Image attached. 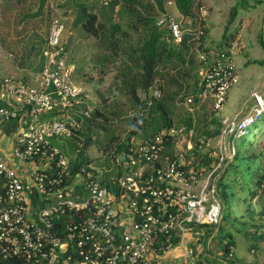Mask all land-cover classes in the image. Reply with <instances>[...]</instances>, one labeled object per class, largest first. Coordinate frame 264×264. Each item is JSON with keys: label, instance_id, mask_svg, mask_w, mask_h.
<instances>
[{"label": "built area", "instance_id": "1", "mask_svg": "<svg viewBox=\"0 0 264 264\" xmlns=\"http://www.w3.org/2000/svg\"><path fill=\"white\" fill-rule=\"evenodd\" d=\"M167 6L156 22L162 39L172 46L186 38L195 42L192 51L202 81L197 97H212L215 111L221 110L238 82V39L214 56L203 50L207 8L202 5L199 15H183L171 11L176 7L172 0ZM66 39L64 22L52 13L43 66L34 77L38 86L14 78L1 83L0 261L166 264L163 254L180 246L189 264H203L196 250L186 247L185 235L197 226L219 228L222 223L218 181L237 154V125L227 124L219 136L209 138L196 131L193 119L192 127L133 135L123 150L93 154V136L85 130L96 103L89 90L72 81ZM161 96L155 84L145 94L148 105ZM182 98L186 105L195 103L194 96ZM252 98V110L241 122L247 133L264 115V85ZM63 140L72 141L73 157L57 146ZM205 153L213 160L210 170L199 156ZM82 154L86 162L78 164Z\"/></svg>", "mask_w": 264, "mask_h": 264}, {"label": "rangeland", "instance_id": "2", "mask_svg": "<svg viewBox=\"0 0 264 264\" xmlns=\"http://www.w3.org/2000/svg\"><path fill=\"white\" fill-rule=\"evenodd\" d=\"M111 1L109 5H104L102 0H48L42 18L28 20L22 26H18L21 13L30 5L37 4L38 0H0V83L5 78H14L38 86L34 77L41 68V50L48 34L51 14H56L64 22L67 38L66 62L74 68L72 81L89 90L98 111L85 130L87 135L93 136V154L97 151L105 152L109 145L112 146L109 150H113L123 143L131 134L133 117L140 113L138 104L132 96L131 84L139 89L138 81L142 68L132 57V50L145 39V30L143 25L136 21L138 14L131 4L123 0ZM238 2L239 0H194L193 14L199 15L202 5L208 10V34L204 47L214 53V56L219 50L226 49L229 41L238 39L240 47L235 54L238 82L230 89L224 106L218 111L214 109L215 101L212 97L194 105H186L183 98L177 96L171 115L175 125L180 124L181 119L191 116L196 120L199 134H203L206 127L214 131L219 126L222 129L226 128L227 124H230L231 128L235 123L237 125L235 140L247 135V129L241 122L252 110L254 104L252 93L262 90L264 85V65L253 62L264 60V47L261 43L264 4L251 1L241 6L236 21L226 31L230 11ZM78 4L85 5L89 13L98 16V23L104 27L99 28L98 37L90 34L83 24H75ZM51 5H54V10H51ZM167 7L166 3L165 8ZM172 10L178 14L177 8H171ZM140 12L148 16L152 14L150 10L140 9ZM113 23H120V30L115 39L111 36ZM197 27L198 23L191 26L192 30ZM194 56L198 60L195 53ZM130 69H133L132 74L128 73ZM196 71L197 69H193L188 81L190 91L196 81L194 76ZM198 73L201 78L200 64ZM157 79L159 82L154 83L155 85L167 86L166 79L160 77ZM214 118L220 120L222 126L213 123ZM263 120L264 115L261 122ZM260 131L264 132L262 124ZM144 135V131L137 134L138 138ZM57 146L68 157L74 156L71 140L57 142ZM256 178V174L245 177L243 174H231V168L219 178V191L224 201V217L214 236L217 243L213 242L211 254L217 255V247L224 241L232 240L235 255L234 258L228 259L230 264H233V260L242 264H257L259 255L264 257V244L258 236L262 231L261 215H264L260 209L261 195L252 194L254 189H260ZM205 230L206 227L200 228L203 233ZM204 240L203 237V243ZM185 241L188 243L192 239L186 234ZM252 245H256L260 251L251 252ZM205 258L203 257L204 260ZM162 259L166 264H184L186 260L180 246L164 253ZM203 263L206 264V261Z\"/></svg>", "mask_w": 264, "mask_h": 264}, {"label": "trees", "instance_id": "3", "mask_svg": "<svg viewBox=\"0 0 264 264\" xmlns=\"http://www.w3.org/2000/svg\"><path fill=\"white\" fill-rule=\"evenodd\" d=\"M124 1L131 4L134 10H136L138 14V18L136 19V21L143 25L145 30V39L140 45L136 46L132 50V57L136 59L137 64L142 68V74L140 80L138 81L139 89H137L134 84H131L132 96L138 104L140 113L139 115L133 117L131 124V134L124 140L123 143L118 146L119 150H123L127 147L128 142L133 135H137L144 131V136H149L161 131L166 127L174 126L175 123L171 115L173 112L174 102L177 96L180 95L181 98L187 95L194 96L195 104H197L200 102L197 97V94L202 88V81L198 73V65L200 64V61L195 58V52L192 51L195 46V42H188V39L186 38L180 45H169L166 41L162 39L161 32L156 25L158 17L161 15V13L165 11L167 0H154L153 3L148 2L146 0H123V2ZM172 1L175 3L180 14H193L194 0ZM251 1L256 4H264V0H239V2L235 4L230 11V16L225 29L226 31L228 30L229 26L236 21L239 15L240 7L247 5ZM39 2L40 0H38L37 4L30 5L26 10L21 13L17 22L18 26L21 17L26 13L35 11L39 6ZM111 2L112 1L110 0L108 4L104 5H109ZM140 9L150 10L152 14L150 16L143 15L141 14ZM75 24H83V27L95 37L99 36V28H104L102 24L98 23V16L95 13H89L87 7L82 4H78V15L75 19ZM119 30L120 23H113L111 25V36L114 39L116 38V34ZM207 34L208 31H206V35L202 39L204 44L207 39ZM261 43L264 47V29L261 36ZM43 48L41 50V68L43 66ZM203 50L209 51V49L205 47L203 48ZM196 60L199 64L196 63ZM253 62L255 64L264 65V60H254ZM193 69H197L194 75L196 81L193 84L192 90L190 91L188 81ZM132 70L133 69L128 70V73L132 74ZM129 74L127 75V77L129 76ZM159 77L162 79H166L167 86H160V88L162 89V96L158 99H155L151 105H148L147 100L145 98V94L148 93L149 88L158 80L157 78ZM127 83L130 82L127 81ZM95 113L98 114V111L96 109ZM93 120L94 118L91 120V122ZM261 120L262 118L248 127L247 135L240 136L238 139L235 140L237 146V154L233 162H231L229 166L222 171L221 176L224 172H227V170L231 168V174H243L244 177L256 174V183L259 184V186L261 185L264 180V170L262 166L264 162V132L260 131V125H264V120L263 122H261ZM212 121L213 123L222 126L220 120L214 118L212 119ZM179 123L180 124L176 126L184 124L188 125L189 127H192L193 118L191 116L183 118L179 121ZM222 130L223 129L220 126L217 127L214 131L206 127L204 128L203 134H205L209 138H215L220 135ZM149 131H151L152 133L148 134ZM196 131L199 132L197 128ZM88 144L91 143L88 141ZM111 147L112 146L109 145L106 148L105 152L109 151ZM199 156L203 157L207 169H212L211 164L213 160L211 156L208 153ZM85 158V154L79 155L77 163L83 164L84 162H86ZM252 194L254 196L261 195L260 209L262 214H264V190L256 188L254 189ZM261 216L263 220L261 222L260 229H262V231L258 233V236L260 237V241L264 243V215ZM232 244L233 241H230L224 247L223 262H227V264H230L228 259L230 258V250L233 248ZM0 264H19V261L16 259L9 261H0Z\"/></svg>", "mask_w": 264, "mask_h": 264}, {"label": "crops", "instance_id": "4", "mask_svg": "<svg viewBox=\"0 0 264 264\" xmlns=\"http://www.w3.org/2000/svg\"><path fill=\"white\" fill-rule=\"evenodd\" d=\"M172 8L176 9L177 7H172ZM177 11H178V9H177ZM262 166H263V170H264V162H263ZM223 217H224V213H223ZM201 227H203V228L206 227V230L204 231V233L200 231ZM217 231H218L217 227L214 225H203L200 227L197 226V227H195L193 232L187 233V237H190L192 239V241L185 243V245H186V247H193L196 250L197 257H199V259L202 263L204 261H206V264H226V262H223L224 247L226 246V244L228 242H230L232 240L224 241L221 244V246L217 247V255H215V256L212 255L211 254L212 244L216 240L214 236L216 235ZM201 234H204V236ZM198 235H201V237ZM202 236L205 239L204 243H203V237ZM215 242L217 243V241H215ZM232 247H233V255L229 256L230 258H234V255H235L234 243L232 244ZM183 248L184 247H181V249H183ZM255 249H257V250H255ZM250 250H251V252H253V250H254V253H257V251H260L256 245H252ZM203 257H206L205 260L203 259ZM263 258H264L263 256L259 255L258 260H257V264H264ZM184 264H189L187 259L185 260ZM233 264H242V263L233 260Z\"/></svg>", "mask_w": 264, "mask_h": 264}, {"label": "water", "instance_id": "5", "mask_svg": "<svg viewBox=\"0 0 264 264\" xmlns=\"http://www.w3.org/2000/svg\"><path fill=\"white\" fill-rule=\"evenodd\" d=\"M47 2L48 0H40L38 8L35 11L24 14L19 20V25L22 26L24 22L28 20H38L42 18L46 10Z\"/></svg>", "mask_w": 264, "mask_h": 264}]
</instances>
